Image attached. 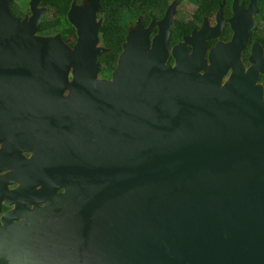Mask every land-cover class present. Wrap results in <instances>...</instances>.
<instances>
[{
    "label": "water",
    "instance_id": "obj_1",
    "mask_svg": "<svg viewBox=\"0 0 264 264\" xmlns=\"http://www.w3.org/2000/svg\"><path fill=\"white\" fill-rule=\"evenodd\" d=\"M11 1L0 0V134L34 148L19 194L45 204L3 216L0 264H264V94L238 62L221 81L250 20L208 64L210 29L169 49L162 26L98 78L97 0L86 18L68 15L69 100L61 36L37 34L39 0L23 19Z\"/></svg>",
    "mask_w": 264,
    "mask_h": 264
},
{
    "label": "flooded vegetation",
    "instance_id": "obj_2",
    "mask_svg": "<svg viewBox=\"0 0 264 264\" xmlns=\"http://www.w3.org/2000/svg\"><path fill=\"white\" fill-rule=\"evenodd\" d=\"M260 2H262V5L264 6L263 0H222L219 4V8L214 14L210 13L203 16V22H201V25L192 28L190 32L185 35H192L193 31L201 30L203 26L213 32V34L205 40V60L208 64L210 62V54L212 50L217 45H220L224 52L226 46L235 37L236 26L239 25L241 19H249L252 27L248 30L244 43L237 51L235 60L232 61L224 71L221 81L222 83H225L230 78L234 64L235 62H238L244 74H247L250 68L254 69V84L260 85L264 94V70L256 66L253 60L254 57H258L264 62V10L260 11ZM23 5L24 2L21 5V10L24 13L21 17L22 19L27 15V11L24 10ZM37 6H40L39 1ZM41 7L43 8L44 14L46 7ZM42 17L43 15L41 16V19ZM212 17L216 18V25H210L209 22L211 21H207V19ZM155 29L156 26L152 28L151 34L155 33ZM37 34L40 35L38 31ZM183 36L178 42L183 40ZM186 48L188 52L191 51V45L188 44ZM169 57L172 58V62H168V58L167 63L172 64L174 62L173 57L171 55H169ZM33 154V147H18L17 145H13L12 140L9 137L0 134V224L2 223L3 216L12 210H15L19 204L27 210H32L35 206H43L45 204V202L37 203L31 201L27 196L19 194L22 181L19 177H16V174L22 172V162L30 161ZM40 187L41 185L30 186L27 192L30 194ZM58 191H62V188ZM21 218L22 216H18L16 220Z\"/></svg>",
    "mask_w": 264,
    "mask_h": 264
},
{
    "label": "trees",
    "instance_id": "obj_3",
    "mask_svg": "<svg viewBox=\"0 0 264 264\" xmlns=\"http://www.w3.org/2000/svg\"><path fill=\"white\" fill-rule=\"evenodd\" d=\"M75 1L78 0H39V5L46 7V13L39 23L38 33L43 36L59 34L64 41L74 44L71 36L75 37V29L68 19V11ZM171 1L145 0L143 4H140L138 0H98L96 13V17L100 20L98 36L105 48V51L97 57L98 75L101 78L111 77L129 33L128 24L138 19L142 25L147 26L151 22L161 20ZM186 1L193 4L194 8L189 16H178L180 10L175 12L174 26L170 30L167 43L168 48L181 40L182 36L188 34L192 28L200 26L203 16L214 14L222 0ZM23 2L24 0H12L9 5L10 13L16 18L22 19ZM259 8L260 11L264 10L262 2ZM168 62H172L171 57Z\"/></svg>",
    "mask_w": 264,
    "mask_h": 264
},
{
    "label": "rangeland",
    "instance_id": "obj_4",
    "mask_svg": "<svg viewBox=\"0 0 264 264\" xmlns=\"http://www.w3.org/2000/svg\"><path fill=\"white\" fill-rule=\"evenodd\" d=\"M97 0H78L75 1V4L73 3L70 11H69V19L73 20L75 17L77 18H86L87 17V11L90 9H94L95 7V2ZM138 2L140 4H143L145 2V0H138ZM38 4V3H37ZM39 8H42L41 6H37ZM24 10L27 11V17L32 15V12L30 10V0H25L24 1V5H23ZM194 8V5L189 3L186 0H172L170 5L168 6V8L165 11L164 17L162 18V20L158 21V22H152L151 24H149L148 26H144L141 24V22H139L138 19H134L132 22H130L128 24V28H129V34L127 35V38L125 39V43H124V48L122 49L123 51H121L122 53L120 54H125L126 52H137L139 51L144 44H146V38L149 35V47H151V41L153 39V36H155L157 34V32L159 31V29L163 26L167 29H172V27L174 26V16L176 15L175 12H177L178 10H180V13L178 16H189L192 12ZM46 13V11L44 12V14ZM42 12V15H44ZM97 20H99L97 18ZM210 20L211 22L210 25H216L217 21L216 18L212 17L210 19H207V21ZM74 26V25H73ZM156 26V32L151 34V30L152 28ZM75 29V37L71 36V39L76 40L77 37V30L76 27L74 26ZM63 41V44L65 45L66 49V57H65V63H66V71H65V78H66V87L63 91V95L64 97H66L67 99L71 100V84L74 80V70H75V57H74V53L72 51V46L73 44H69L66 41ZM98 47H102V43L100 42V40H98L97 43ZM40 64L42 65L43 71L46 75H48L49 73L52 72L53 68H54V62L51 60H47V59H41L38 58ZM98 78H101V76L97 75Z\"/></svg>",
    "mask_w": 264,
    "mask_h": 264
}]
</instances>
